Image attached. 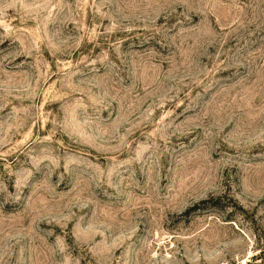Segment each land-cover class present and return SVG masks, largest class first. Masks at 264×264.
I'll return each instance as SVG.
<instances>
[{
	"label": "rangeland",
	"instance_id": "374dc122",
	"mask_svg": "<svg viewBox=\"0 0 264 264\" xmlns=\"http://www.w3.org/2000/svg\"><path fill=\"white\" fill-rule=\"evenodd\" d=\"M0 264H264V0H0Z\"/></svg>",
	"mask_w": 264,
	"mask_h": 264
},
{
	"label": "trees",
	"instance_id": "16d2710c",
	"mask_svg": "<svg viewBox=\"0 0 264 264\" xmlns=\"http://www.w3.org/2000/svg\"><path fill=\"white\" fill-rule=\"evenodd\" d=\"M214 205H217V204H214Z\"/></svg>",
	"mask_w": 264,
	"mask_h": 264
}]
</instances>
